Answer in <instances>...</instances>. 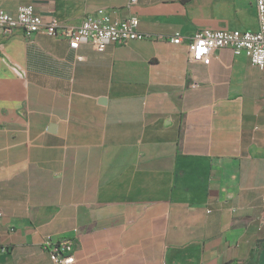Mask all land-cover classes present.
<instances>
[{
    "label": "crops",
    "instance_id": "obj_1",
    "mask_svg": "<svg viewBox=\"0 0 264 264\" xmlns=\"http://www.w3.org/2000/svg\"><path fill=\"white\" fill-rule=\"evenodd\" d=\"M22 5L184 41L74 51L0 28V264H54L47 237L73 239L75 264H264V69L188 45L256 31L255 0H0Z\"/></svg>",
    "mask_w": 264,
    "mask_h": 264
},
{
    "label": "built area",
    "instance_id": "obj_2",
    "mask_svg": "<svg viewBox=\"0 0 264 264\" xmlns=\"http://www.w3.org/2000/svg\"><path fill=\"white\" fill-rule=\"evenodd\" d=\"M139 0H130L135 5ZM258 29L256 31L199 30L189 37V58L192 62L210 65L216 50L231 49L235 54H245L252 65L264 69V0H255ZM0 28L8 35L21 30L26 36L43 33L61 38L69 43L71 50L77 51L82 44H89L95 50H105L108 46L127 45L135 41L167 40L137 29L135 18L121 20L104 10L88 16L79 24H64L57 18L45 21L34 6L22 5L16 14L0 9ZM169 40V39H168ZM181 44L184 38L177 34L169 40ZM78 60H82L81 57ZM42 248L50 255L54 264H75L74 241L61 238L55 241L47 237Z\"/></svg>",
    "mask_w": 264,
    "mask_h": 264
}]
</instances>
